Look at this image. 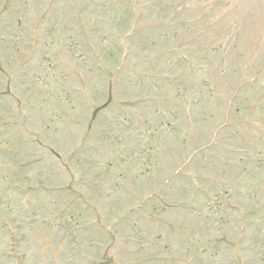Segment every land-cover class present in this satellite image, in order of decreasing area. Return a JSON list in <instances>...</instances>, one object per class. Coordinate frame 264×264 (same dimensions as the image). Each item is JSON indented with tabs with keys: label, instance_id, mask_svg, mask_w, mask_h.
Segmentation results:
<instances>
[{
	"label": "rangeland",
	"instance_id": "374dc122",
	"mask_svg": "<svg viewBox=\"0 0 264 264\" xmlns=\"http://www.w3.org/2000/svg\"><path fill=\"white\" fill-rule=\"evenodd\" d=\"M175 261L264 264V0H0V264Z\"/></svg>",
	"mask_w": 264,
	"mask_h": 264
}]
</instances>
